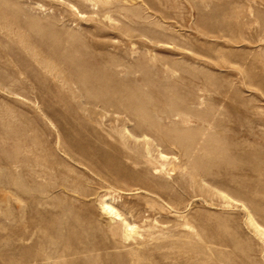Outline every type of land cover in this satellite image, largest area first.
<instances>
[{"label":"rangeland","instance_id":"obj_1","mask_svg":"<svg viewBox=\"0 0 264 264\" xmlns=\"http://www.w3.org/2000/svg\"><path fill=\"white\" fill-rule=\"evenodd\" d=\"M8 2L25 8L31 26L64 30L96 26L88 22L89 9L81 5L89 3L83 0ZM127 5L140 11L149 38L131 30L143 19L132 14L128 19L124 11L112 8L110 15L117 19L98 23L96 37L98 63L110 58L112 62L98 66L108 74L120 64V71L126 72L121 78L152 93L158 107L174 105L193 112L195 107L193 121L176 127H192L203 135L198 141L209 136L212 145L220 142L215 140L239 141L241 150H229L228 155L264 158V0H131ZM82 7L84 15L79 12ZM4 14L9 16L8 11ZM39 90L0 85V264H119L114 255L138 251L144 255L139 264H264V230L258 227L264 229L262 218L248 216L239 203L227 204L219 195L215 199L216 195L185 189L182 180L191 169L180 148L171 142L156 147L150 136H141L143 129H138V138L130 137L129 146L117 141L115 145L104 129L120 132L126 125L137 127L135 121L115 115L120 123L110 122L99 110L97 116L85 106L76 109L67 91L68 97L60 98L55 91L46 96L47 90ZM87 123L106 137L98 136L90 155L98 166L104 161L113 164L102 167L98 176L78 164L77 154L67 145L80 139L74 135L75 126ZM17 156L18 165L12 162ZM143 156L151 157V164L143 163ZM211 159V153L204 155L205 161ZM243 171L240 179L251 178L248 170ZM261 196L257 193L253 199ZM110 198L137 227V240L153 232L155 237L171 236L166 239L179 246L156 251L155 242L138 247L133 240L130 244L138 250L111 248L112 219L102 209V202Z\"/></svg>","mask_w":264,"mask_h":264},{"label":"bare ground","instance_id":"obj_2","mask_svg":"<svg viewBox=\"0 0 264 264\" xmlns=\"http://www.w3.org/2000/svg\"><path fill=\"white\" fill-rule=\"evenodd\" d=\"M84 1L88 2L89 5L81 6H84L85 9H89L87 12L89 15L86 17L88 22L96 24L94 30H86L80 26L73 30L58 29L55 26H51V28L48 29L42 24H33L31 26L30 22H28V13L25 11V8L18 5V3L10 4L8 0H0V83H15L20 87L30 86L38 90H47V94L45 93L46 96H53V91H55L60 98H67L68 95L65 93L67 91L70 94L71 100L75 101L76 105L74 107L76 109L84 108L85 106L88 110H92L97 116L99 110L103 115H108L109 119L107 120H110V122H112L111 120L117 119L115 120L116 123H120L118 117L115 115H119L120 117L124 116L129 121H135L134 123L137 124V127L129 128V125H126L120 132L114 129L109 131L104 129L108 137L107 140L113 139L114 142L117 141L121 146L126 147V145L129 144L130 137L138 138V129H143L144 132L141 133V136H150L156 147L162 146L165 142L173 143L181 149L184 156L183 158L186 159V161L183 162L191 169L187 178L182 180L185 189H192L193 192L208 197L216 195L215 199H218L217 197L219 195L222 200H224L223 202L227 204L231 202L239 203L240 205L238 206L241 210L245 211L248 216L256 214L260 216L264 222V158L260 154V157H257L258 154L252 153V155L247 154L244 156L240 153L233 156V154L236 153L234 152L228 155L227 152L229 150L233 151L232 149H234L237 152L241 150L242 145L239 141L227 144L224 141L215 140L216 142H220L216 145H212L210 144L212 139L210 136L208 138H201V140H203L202 142H200V140L198 141V135H203L198 134L199 132L194 131L195 129L192 127H176L177 123L188 125L193 121L190 117L195 114V107H193L194 112L192 109L186 111L182 109V107H175L172 105L173 102L168 103V105H172L171 107H158L159 105L155 102L152 93L147 90L144 91V89L141 88L135 89L121 78L126 72L123 71L124 73H122V71H120V64H115L114 73L109 72L106 74L105 70L98 65L104 63L109 64L112 61L111 58L108 62H105L106 59H103L104 63H98V41L96 37L98 36V23H103L107 20L112 24V21L117 19H114L113 16L110 15L112 8L124 11L128 19L130 14L135 18L143 19L139 21L140 25L138 27L131 28V30H133L132 32L135 31L138 33L137 36L149 38L148 34L150 33L147 34L146 22L144 18L139 15L140 11H137L138 9H130L127 5L131 0H83V2ZM4 10L8 11L9 16L4 14ZM82 10H84L83 7ZM79 12L83 15L86 13L85 10ZM157 12H159V10ZM21 29H23L22 32L20 31ZM32 34L36 36V39H32ZM154 37H156V34ZM126 70L129 71V69ZM2 72L9 73L8 75H2ZM40 93L43 92L40 91ZM154 95L157 96L158 93H154ZM163 95L166 94L163 93ZM29 99L30 98L27 100ZM238 116L240 115H237V118ZM206 117L207 116H205V118ZM175 118H178L177 122ZM165 120H168L171 125H165L163 122ZM237 120H239V118ZM103 121L105 120L103 119ZM66 128H64V131L68 132L70 129L67 130ZM198 128L199 127L196 129ZM206 129L209 130V128ZM74 132V135L80 139H73L67 142V145L70 150L77 154L76 162L78 164L87 167L96 176L102 174V167L113 166L110 161L101 162L98 166V161L90 155V147L93 143H98V136L100 140L106 139V137L98 135V127H92L91 124L89 125V123H87L86 126L84 125L83 127L75 126ZM118 143L115 142L113 144L116 145ZM262 145L263 143L261 146ZM117 147L120 146L117 145ZM208 153L213 155V159L205 161L204 155ZM163 154L162 150H158L160 158H164L162 157ZM129 157L131 158V156ZM151 159V157H141V160L145 164H151ZM153 161L154 159L152 162ZM12 162L18 165L17 163L21 162L20 157L14 158ZM231 169H238V172L235 173L231 171ZM245 169L249 171V177H251L247 180L246 178H244V180L243 178H239L242 177V172H244L243 170ZM111 174L112 172L110 175ZM159 174H163L164 176L166 173L161 170ZM189 176L192 177V182L187 184ZM234 184L235 186H233ZM71 191L78 192L75 189H71ZM257 193H260L262 196L259 199H253L254 195ZM221 198L219 200H221ZM235 204L233 203V206ZM102 209L106 214H109L112 219L109 230L111 234L110 241L112 242L111 248H128L129 246H133L130 244L133 240H135L138 247L155 242L154 249L156 251L166 248L167 246L173 249L179 246L173 240L170 241L166 239V237L169 238L171 236L155 237L153 236V232L137 240L134 237V234L137 232V227L127 216V213L116 207L115 201L111 198L108 200L105 199L102 202ZM176 212L178 213L179 211ZM76 220L77 219H75V221ZM78 223L77 221V224ZM258 227L264 230L260 225H258ZM161 231L162 233L169 232V230L163 231V229ZM82 238L84 239V237H81V239ZM137 246L133 247L138 250ZM87 251L91 252L93 249ZM138 254L139 251L130 254H117L114 255L113 260L119 264H139L141 259L144 258V255L140 253L141 255L139 254V256H137ZM85 264L88 263L86 262Z\"/></svg>","mask_w":264,"mask_h":264}]
</instances>
